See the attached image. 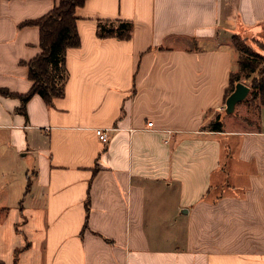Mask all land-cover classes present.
Segmentation results:
<instances>
[{
  "label": "crops",
  "instance_id": "1",
  "mask_svg": "<svg viewBox=\"0 0 264 264\" xmlns=\"http://www.w3.org/2000/svg\"><path fill=\"white\" fill-rule=\"evenodd\" d=\"M59 1L0 0V87L31 89L40 28L24 22ZM76 16L64 95L24 113L0 93V264H264V106L247 128L225 111L233 37H262L264 0H86ZM104 19L131 37H101Z\"/></svg>",
  "mask_w": 264,
  "mask_h": 264
},
{
  "label": "trees",
  "instance_id": "2",
  "mask_svg": "<svg viewBox=\"0 0 264 264\" xmlns=\"http://www.w3.org/2000/svg\"><path fill=\"white\" fill-rule=\"evenodd\" d=\"M85 2L86 0H60L47 14L24 22L25 24H37L40 28L42 50L27 62L29 78L33 81L32 87L26 93H15L7 87H0L1 94L16 95L21 99L20 111L25 113L27 101L36 93L42 95L49 105L53 103L55 97L64 95L68 77L67 50L81 44L76 9ZM97 31L101 37L117 36L122 39H129L132 34V23L123 19H104L99 21ZM251 40L258 49L252 48L245 42L242 35L233 37L237 48L250 57L244 61L240 57V68H247L250 72H255L259 63L264 62V33L259 38L252 36ZM234 73L230 92L233 91L234 85L239 81V77L235 78ZM253 87L256 89L255 98H259L257 103L259 114L261 107L264 106V68L260 69L259 77L254 79ZM223 126L224 122L220 114L209 124L213 130H223Z\"/></svg>",
  "mask_w": 264,
  "mask_h": 264
},
{
  "label": "rangeland",
  "instance_id": "3",
  "mask_svg": "<svg viewBox=\"0 0 264 264\" xmlns=\"http://www.w3.org/2000/svg\"><path fill=\"white\" fill-rule=\"evenodd\" d=\"M261 45H263V43H261ZM240 57L242 61H244L247 60L249 56L248 54H245L244 52H241L239 50V59ZM261 68H264V62L259 63L258 68L255 72H250L247 68L241 69L240 66H238L237 70L234 73L235 78L239 77V81H243L251 87L248 95L243 100L237 103L234 112L229 113V115L233 117V119L237 120V121L235 120L236 123L238 125L240 124V126H243L244 128L253 126V124H255L259 118L258 108H257V103L259 98H255L254 92H256V89L253 87V81L257 77H259ZM224 161L225 160L223 159L221 162V166H224L223 164ZM198 175L199 176L195 175V178L192 179L193 187L195 183L198 184L200 182L201 170H198ZM196 187L197 185H195V188Z\"/></svg>",
  "mask_w": 264,
  "mask_h": 264
},
{
  "label": "water",
  "instance_id": "4",
  "mask_svg": "<svg viewBox=\"0 0 264 264\" xmlns=\"http://www.w3.org/2000/svg\"><path fill=\"white\" fill-rule=\"evenodd\" d=\"M243 34V39L245 42H247L252 48L258 49L257 46L253 44V41L251 40V34ZM251 87L246 84L243 81H237L235 84V88L233 91L229 93V95L226 98L225 101V111L227 113H232L234 112L236 105L238 102L243 100L249 93Z\"/></svg>",
  "mask_w": 264,
  "mask_h": 264
},
{
  "label": "built area",
  "instance_id": "5",
  "mask_svg": "<svg viewBox=\"0 0 264 264\" xmlns=\"http://www.w3.org/2000/svg\"><path fill=\"white\" fill-rule=\"evenodd\" d=\"M149 124H152V121L149 122ZM96 134L98 135V137L103 141V142H107L110 139V134H109V129L104 128V127H97L95 129Z\"/></svg>",
  "mask_w": 264,
  "mask_h": 264
}]
</instances>
